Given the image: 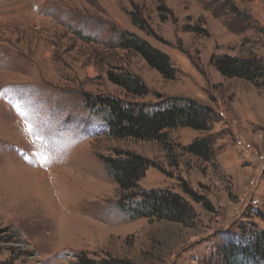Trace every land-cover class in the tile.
<instances>
[{
	"label": "rangeland",
	"instance_id": "obj_1",
	"mask_svg": "<svg viewBox=\"0 0 264 264\" xmlns=\"http://www.w3.org/2000/svg\"><path fill=\"white\" fill-rule=\"evenodd\" d=\"M122 32L166 54L174 79L119 49ZM223 55L264 64V0H0V264H223L228 240L264 231L253 155H264V76L223 78L212 63ZM109 74L138 78L148 94L129 95ZM107 96L146 111L187 99L213 119L206 131L168 130L162 143L114 139L106 113L90 106ZM200 139L209 161L185 150ZM127 152L151 163L140 190L180 195L190 219L132 218L122 207L131 194L100 160Z\"/></svg>",
	"mask_w": 264,
	"mask_h": 264
},
{
	"label": "trees",
	"instance_id": "obj_2",
	"mask_svg": "<svg viewBox=\"0 0 264 264\" xmlns=\"http://www.w3.org/2000/svg\"><path fill=\"white\" fill-rule=\"evenodd\" d=\"M160 11L169 12L161 7ZM131 21L140 30L148 27L140 14L130 13ZM117 47L123 51L139 55L145 63L165 80H173L175 70L166 54L152 47L145 40L131 33L122 32ZM214 68L226 79H242L255 82L264 76V64L254 56L237 58L228 55L215 58ZM110 82L134 97L148 94L143 83L129 74H109ZM106 113L105 123L109 136L114 139H135L139 141L164 142L165 132L177 128H189L195 131H206L212 121V111L194 101L183 99L168 104L165 108L146 111L145 108L107 96L90 102ZM186 152L209 161L212 156L208 139L195 140L186 147ZM108 176L121 192L131 195L122 207L127 208L133 219H156L168 222L183 223L190 219L193 211L183 197L165 190L141 191L139 182L144 177L151 163L134 153H119L115 157H100ZM183 192L194 197L186 187ZM218 250L223 264H264V231L254 233L246 244L227 241ZM77 264H131L123 259H105L95 262L80 257Z\"/></svg>",
	"mask_w": 264,
	"mask_h": 264
},
{
	"label": "built area",
	"instance_id": "obj_3",
	"mask_svg": "<svg viewBox=\"0 0 264 264\" xmlns=\"http://www.w3.org/2000/svg\"><path fill=\"white\" fill-rule=\"evenodd\" d=\"M232 125H236V120L235 119H233ZM238 145L240 147H242L243 151L249 152L248 151L249 145H246V143L242 142V140L238 141ZM253 155H254L255 159L259 161L260 168L263 171L264 170V155L263 154H258L257 152H255ZM252 203H256V202L252 201Z\"/></svg>",
	"mask_w": 264,
	"mask_h": 264
}]
</instances>
